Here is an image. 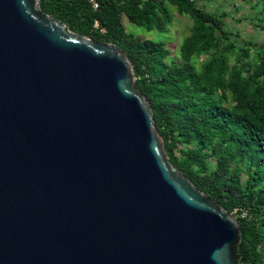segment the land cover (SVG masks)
I'll use <instances>...</instances> for the list:
<instances>
[{
	"label": "water",
	"instance_id": "obj_1",
	"mask_svg": "<svg viewBox=\"0 0 264 264\" xmlns=\"http://www.w3.org/2000/svg\"><path fill=\"white\" fill-rule=\"evenodd\" d=\"M239 233L167 161L119 48L0 0V264H236Z\"/></svg>",
	"mask_w": 264,
	"mask_h": 264
},
{
	"label": "trees",
	"instance_id": "obj_2",
	"mask_svg": "<svg viewBox=\"0 0 264 264\" xmlns=\"http://www.w3.org/2000/svg\"><path fill=\"white\" fill-rule=\"evenodd\" d=\"M90 1L38 5L69 31L125 54L167 161L235 218V263L264 264V45L239 43L225 29L224 13L197 6L216 0H92L96 8ZM170 7L190 22L174 59L164 42L132 35L122 24L124 18L163 34ZM254 7L250 22L264 32V0H254Z\"/></svg>",
	"mask_w": 264,
	"mask_h": 264
},
{
	"label": "rangeland",
	"instance_id": "obj_3",
	"mask_svg": "<svg viewBox=\"0 0 264 264\" xmlns=\"http://www.w3.org/2000/svg\"><path fill=\"white\" fill-rule=\"evenodd\" d=\"M197 6L203 11L224 13L225 29L232 34H237L239 43L250 40L255 46L264 45V32L254 29L250 22V18L257 13L254 0H216L210 3L197 2ZM168 10L172 15V21L163 34H158L155 31L144 32L142 29L128 24L124 18H122V24L125 31L132 35H139L151 40L159 39L164 42V47L169 50V57L174 59L175 56L177 57L181 38L188 33L190 22L186 16L177 15L173 8L170 7ZM242 213L244 215V212Z\"/></svg>",
	"mask_w": 264,
	"mask_h": 264
},
{
	"label": "built area",
	"instance_id": "obj_4",
	"mask_svg": "<svg viewBox=\"0 0 264 264\" xmlns=\"http://www.w3.org/2000/svg\"><path fill=\"white\" fill-rule=\"evenodd\" d=\"M90 2H91L92 8H96V3L94 1H92V0ZM241 216H243V213H241Z\"/></svg>",
	"mask_w": 264,
	"mask_h": 264
},
{
	"label": "clouds",
	"instance_id": "obj_5",
	"mask_svg": "<svg viewBox=\"0 0 264 264\" xmlns=\"http://www.w3.org/2000/svg\"><path fill=\"white\" fill-rule=\"evenodd\" d=\"M232 216V215H231Z\"/></svg>",
	"mask_w": 264,
	"mask_h": 264
}]
</instances>
